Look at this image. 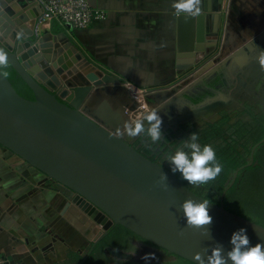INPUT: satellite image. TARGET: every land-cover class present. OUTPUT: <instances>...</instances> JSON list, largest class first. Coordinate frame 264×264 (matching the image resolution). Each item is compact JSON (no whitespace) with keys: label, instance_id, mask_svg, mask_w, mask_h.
I'll return each instance as SVG.
<instances>
[{"label":"water","instance_id":"obj_1","mask_svg":"<svg viewBox=\"0 0 264 264\" xmlns=\"http://www.w3.org/2000/svg\"><path fill=\"white\" fill-rule=\"evenodd\" d=\"M88 1L96 7L95 0ZM205 1L206 9H209V2L217 7L224 1L225 20L218 51L206 66L200 64L203 57L199 60L198 54L193 55L203 50L196 42L200 28L195 33L194 46L186 47L188 53L183 57L189 64L183 69L193 63L200 64L196 74L232 53L245 62L246 50L264 39V0ZM34 2L36 0H0V31L9 35L4 38L0 34V50L6 53L8 64L33 97L18 94L0 73V145L73 192L72 202L103 230L99 239L115 225H120L194 264H198L194 254L200 253L206 260L216 243L223 245L225 253L230 250L231 235L240 228L246 229L252 245L264 244L263 225L223 205L226 191L239 171L253 164L254 150L264 142V137L252 146L249 160L234 170L218 202L196 194L170 169L123 139L120 130L128 122L126 103L114 110L106 102L96 109L85 102L93 88L114 90L119 87L128 98V90L120 80L94 71L65 76V72L73 68L74 60L65 52L57 54L50 44L43 42L34 30L41 19L38 16L32 25L34 31L17 32L15 21L30 22L29 17L34 13L22 9ZM178 18L179 21L183 19ZM11 25L15 27L13 30ZM78 78L81 84L75 86L73 82ZM104 83L114 87L103 86ZM167 93L155 90L148 99L162 98ZM171 94L182 99L185 95L182 91L175 93L173 88ZM162 173L167 180L162 178ZM189 197L210 202V234L204 228L187 225L180 205Z\"/></svg>","mask_w":264,"mask_h":264},{"label":"crops","instance_id":"obj_2","mask_svg":"<svg viewBox=\"0 0 264 264\" xmlns=\"http://www.w3.org/2000/svg\"><path fill=\"white\" fill-rule=\"evenodd\" d=\"M95 2L97 8L104 10V18L94 20L86 28L65 25L64 29L59 25L60 30L55 32L53 23L41 18L42 12L34 2L22 9L33 12L34 16L29 17L27 24L15 21L16 30L31 33L35 17H40L34 30L38 31L43 42L50 44L57 54L65 52L69 59L74 60L73 68L65 72V76L77 73L80 76L90 71L108 73L120 80L125 88V84L129 83L153 91L168 92L162 98L149 100L151 108L160 110L163 142L171 136L170 142L178 144L183 136L182 131L177 130L184 122L189 124L188 129L198 125L205 128L209 122L219 121L223 115L230 117V122L235 121L242 108H246L245 105H248V109L250 105L258 108L257 91L254 89L258 81L252 74L255 69L253 57L242 62L232 53L206 67L200 74H196L199 65L195 63L183 69L189 64L184 62L183 54L188 53L186 47H190V44L194 46L198 28L200 31L196 42L203 46V50L191 53L198 54L196 57L200 60L218 51L225 20L224 1L217 7L209 2V9H206L207 2L203 0L201 13L194 18L176 13L172 0ZM179 16L183 17L180 21ZM9 27L11 30L15 28L12 25ZM0 34L4 38L9 36L2 31ZM210 59H204V62L201 59L200 64ZM206 65L207 62L202 67ZM207 78L210 79L209 83L205 82ZM187 81L189 87L199 84L207 91L208 95L201 103L186 97L187 94L183 99L171 94L172 88H175V93L190 90L188 87H176V84ZM79 82L78 78L73 84L77 86L81 84ZM103 86L114 87L111 83H104ZM260 94L263 95L261 107L264 109V83ZM127 95L128 98L119 87L114 90L93 88L85 102L94 109L106 102L114 110L124 102L127 104L126 110L133 106L129 90ZM180 103L186 105L187 109H179ZM126 116L131 121L127 113ZM123 132L122 128L120 134L128 142L139 137L130 138ZM144 135L148 139V135ZM163 147L171 148L168 144ZM34 169L0 145V259L4 264H50L52 256L63 245H75L70 251H76L78 240H83L98 229L95 227L94 231L90 228L89 217L72 202L62 186L49 184L44 180V174L40 171L36 174ZM73 255L77 256V253Z\"/></svg>","mask_w":264,"mask_h":264},{"label":"rangeland","instance_id":"obj_3","mask_svg":"<svg viewBox=\"0 0 264 264\" xmlns=\"http://www.w3.org/2000/svg\"><path fill=\"white\" fill-rule=\"evenodd\" d=\"M255 47H256V44L253 46V48ZM261 47H263L261 49H264V44ZM215 49L217 50V48ZM258 50L260 49L258 48ZM246 52L247 53L245 54V57L246 59H248V57L251 56V53H249V51H246ZM215 53L216 52H214V54ZM204 59H206V57ZM262 67L264 68V66ZM263 68L262 70H259L260 68L253 70L255 75L260 74L259 76L261 75L263 76L262 80L264 79V69ZM260 83H261V79H258V82L254 87L255 91H257L256 95L258 96V101H257L258 108H254L252 105H250L252 108L249 106L250 109H248V105H245L246 108H242L240 118H237L235 121L231 120V122L229 121L230 123L228 122L229 119H227V122L225 121L221 123V128L223 130L222 135H219L216 138H211L208 141L203 140L204 144H209L214 148V150H216L217 148L224 147L227 141L231 139V136L229 135L232 132H236L241 135L244 134V137H240L239 139L240 141L235 145V148L233 150L229 149L228 152L224 153L222 161H220V163L222 164V170L224 171L226 175L224 179V183H223L224 186H227L229 182L231 181L233 172L236 166L248 161L249 152H250L251 147L254 145V143L257 142L259 138L261 139L264 137L262 130H260L259 128L260 126L259 124L261 123L264 124V109H262L261 107V105L263 104V101L261 102V97H263V95L260 94L262 84L260 85ZM181 84H183V86L186 85L184 83H181ZM181 84H178L176 87L180 88ZM184 88L185 86L183 87V89ZM252 103L254 104V102ZM178 106H179V109H187L186 105H183L182 103L178 104ZM254 109H256L257 111ZM254 112L258 114H255ZM250 113L252 114L251 116H250ZM188 125L189 124L187 122H184L181 125V129L179 128L177 130V131H182L181 135L183 136L182 140L178 142V144H174L176 142L173 143V141L170 142L171 136H169V138L164 140V142L161 144L163 146L165 144H168V146H171L170 149L160 146L159 149L165 152L166 156L169 157L170 155L174 154V152L182 146V141L186 139L189 136V134L192 132H196L198 134L199 143L202 145L201 139L204 137L205 129H207L208 125L205 128L203 127V129L199 125L193 127L192 129H188L189 127ZM145 136L146 135L142 133L141 135H139L138 138L133 140L131 143H133V145H138V142L141 140V138L144 139ZM149 138L151 142L152 141L151 137L148 136V139ZM178 138H180V135L178 136ZM158 144H159V141H158ZM260 147L264 148V142L262 145L259 146V148ZM256 151L258 152L256 153V155L254 154V164H252L256 168L252 170H248V171L244 170V168L241 169L242 171L240 170L241 172L237 175L233 184L226 191V194L223 198V205L227 210L234 212L238 215H241L247 219H250L264 226V155L261 152V150H256ZM34 172L37 174L39 170L34 169ZM176 174L181 175L179 172H176ZM43 178L44 180H47V177L45 175H43ZM48 182L50 181L48 180ZM223 189L224 187L223 188H211L208 185L202 187L203 192L206 193L210 199H213L214 203L219 201V198H220V195ZM65 191L68 193L66 189ZM92 236H93V232L90 233L89 236H87L86 238H83V240H78L79 243L77 244V248H79L81 255H84L88 251L90 242L94 239V238H91ZM134 236L138 237L137 235L133 234L126 228L120 225H116L110 231H108V233L104 236L103 239H106L108 241H113V242H117L118 240H121L122 242L127 241V243L129 244L126 247L127 250L131 251L132 253H135L137 256L143 257L145 252H141L138 247L139 242H142V241H135ZM74 247L75 245L68 246L67 248L66 246H62L60 248V251H58L55 256H52V261L50 262V264H59L62 262H66L67 260L65 259V253L67 252L68 249L71 250ZM58 253H61V254H58ZM79 258L80 256L68 262L74 263V261H77ZM160 260L162 261H159L158 263H155V264H194L179 256H170L168 258L166 256H163V258Z\"/></svg>","mask_w":264,"mask_h":264},{"label":"clouds","instance_id":"obj_4","mask_svg":"<svg viewBox=\"0 0 264 264\" xmlns=\"http://www.w3.org/2000/svg\"><path fill=\"white\" fill-rule=\"evenodd\" d=\"M203 0H172V7L176 13L188 17H196L201 13ZM258 61L264 66V49H260ZM7 55L0 50V68L7 66ZM7 73H5L6 75ZM160 110L153 107L150 111L135 120L123 125V134L135 138L142 133L151 137L153 142H158L163 136L162 117ZM173 173L179 172L189 184L199 186L216 179L222 171V164L217 160L214 148L209 144L201 145L199 136L192 132L182 141V146L167 158ZM162 178L167 180L165 174ZM209 201H197L191 197L185 199L180 208L186 217L187 225L204 228L208 233V225L212 222L209 214ZM210 234V233H209ZM232 247L225 253L222 244L216 243L211 247L206 260L200 253L194 254L198 264H264V244L252 245L246 234V229L234 231L230 238ZM154 258V254L145 253L142 257L146 262Z\"/></svg>","mask_w":264,"mask_h":264},{"label":"flooded vegetation","instance_id":"obj_5","mask_svg":"<svg viewBox=\"0 0 264 264\" xmlns=\"http://www.w3.org/2000/svg\"><path fill=\"white\" fill-rule=\"evenodd\" d=\"M255 44H256V47L255 48L252 47L251 49L246 50V51H249V53H251V58L253 57L252 62H254L253 64L255 66V69H257V68L259 69L260 68L259 70H262L263 67L260 65V63L258 61V56L260 54V50H258V48L259 49L263 48L261 46L264 44V39L257 41ZM215 55L216 54L209 55V57L211 58L210 59L211 61L213 60V58H214ZM209 57H207L206 59H208ZM208 61H206V62H208ZM205 63L203 65H205ZM199 66H200V64H199ZM190 71H192V70H190ZM253 75H254V78L257 79V81H258V79H261L260 85L264 83V79L262 80V77H263L262 75L261 76H259L260 74L255 75L254 72H253ZM208 80H210V79L207 78L205 80V82H208ZM187 83H189V82L188 81L185 82V84L187 85V86L185 85V88L188 87V88H190V90H188V89L185 90L184 93H185V95L187 94L186 97L193 98L195 100V102H197V103L202 102V100L208 95L207 94V91L203 90L199 86V84H194L191 87H189L190 84H187ZM214 85H216V84H214ZM183 87H180V88H183ZM207 87H209V86H207ZM173 89H175V88H173ZM31 97H32V94H31ZM148 102H150L149 99H148ZM237 112H240V111H237ZM240 116H241V112H240ZM240 116H239V118H240ZM221 119H222V117H220L219 120H221ZM261 127L264 129V124L263 123H261ZM162 139L163 138L161 137L160 140H162ZM261 139H259L258 141H260ZM149 140H150V138L149 139H145V138L143 139V138H141V140L138 142V145H133V143H131V142H129V143H131V145H133L134 147H136L140 152H142L144 155H146L147 157H149L151 160L157 161L158 163L162 164L166 168L170 169L171 166H170L169 162L167 161L168 156L165 155V152H163V151H161L159 149L160 146H159L158 142H153V141L148 142ZM160 140H159V142H161ZM227 142H231V139L229 141H227ZM238 142H236L234 144V146ZM257 142H255L254 144H256ZM262 144H263V142L260 145H262ZM259 146L254 150V153H253V164H254V154L256 153V150L259 149ZM249 155H250V152H249ZM248 160H249V158H248ZM48 180L50 181L48 183L49 184L51 183V185L52 184H55V185L58 184L57 182H55L52 179H50V178L47 177V181ZM225 187L226 186H224V188ZM64 189H66L68 191V193L67 192L66 193L72 199L73 196H74L73 192H71L67 188H64ZM89 220L91 222L90 223L91 224V227L90 228L92 230H94V231H95V227H97L98 229H96V231L93 232V236L91 238H94V239L90 242L88 251L84 255H81L79 248H77V250L76 251H73V252L68 249L67 252L65 253V259L67 261L66 262H62V263H59V264H83V263H85L87 261L90 262V260H92V259L94 261V258H96L97 260L93 264H151V263L155 264V263H158L159 261H162L160 259H162L163 256H166L167 258L170 257V256H176L174 254L168 253L164 249H162V248H160V247H158V246H156V245H154V244H152V243L144 240L143 238H141L139 236L138 237H135L134 236V238H135L134 240L135 241H142V242H139V244H138L139 250L141 252L154 254V258H152V260H148L146 262L145 260L142 259L141 256H137L135 253H132L131 251L127 250L126 247L129 245L127 243V241L126 242H122L121 240H118L117 242H113V241H108L106 239H103L104 237L101 238V239H99V237L102 234L103 230L101 229L100 226H98L97 224H95L91 219H89ZM131 245H133V244H131ZM63 246H66V248L68 247L67 245H63ZM74 252L77 253V256L76 255H73ZM78 256H80V258L77 261H74V263H69L68 262L70 260H73V259L77 258ZM155 259H156V261H155Z\"/></svg>","mask_w":264,"mask_h":264},{"label":"built area","instance_id":"obj_6","mask_svg":"<svg viewBox=\"0 0 264 264\" xmlns=\"http://www.w3.org/2000/svg\"><path fill=\"white\" fill-rule=\"evenodd\" d=\"M36 3L42 12V19L55 21L60 26L70 25L72 28L82 29L88 27L94 20L104 18L105 15L103 9L91 6L88 0H36ZM125 85L133 100L131 109L125 111L130 120H135L152 109L148 102V95L153 90L129 83ZM0 264H4L2 259H0Z\"/></svg>","mask_w":264,"mask_h":264},{"label":"trees","instance_id":"obj_7","mask_svg":"<svg viewBox=\"0 0 264 264\" xmlns=\"http://www.w3.org/2000/svg\"><path fill=\"white\" fill-rule=\"evenodd\" d=\"M52 23H53V26H54L53 27V31H55V32L56 31H59L60 28H61L59 26V24L57 22H55V21H53ZM62 27L65 29V25L62 26ZM0 73L3 76H5L11 82L12 86L15 88V90L17 91L18 94H20V95H22V96H24L26 98H32L31 97V93L29 92V90L27 89V87L25 86V84L23 83V81L17 76V74L14 72V70L11 68V66L8 63H7V66L6 67L0 68ZM5 73H7V74L5 75ZM227 119H229L228 116L227 115H223L222 116V120H219V121H216V122H213V123H208L207 129H205L204 137L201 139L202 145H204V141H206V140L208 141L211 138H216L219 135H222L223 134V130L221 128V123L222 122H225V121L227 122ZM259 125H260L259 128H260V130H262L263 135H264V129L261 127V124H259ZM259 132H261V131H259ZM229 136H231V142H227L224 145V147L217 148L215 150L216 155H217V160L219 162L222 161V158L224 156V153L228 152L229 149H232L233 150L235 148L234 144L239 141L240 137H244V134L241 135V134H238L236 132H232ZM258 150H261V152L264 155V148L260 147ZM257 152L258 151H256V153ZM256 153H255V155H256ZM243 164H245V162L237 165L236 168H238L239 166H241ZM255 168H256L255 166H253V165L251 166L250 165V166L244 167V170H247L248 171V170H252V169H255ZM241 171H239V173ZM176 175H177V177L179 179H181L186 184V186L189 189H191L196 194L202 196L203 198H205V199H207V200H209L211 202H213V199H210L208 197V195L203 192L202 187L208 185L211 188H223L224 187V184L223 183H224V179H225V176H226L225 173H224V171L222 170L221 173L216 177V179L208 182L207 184L195 186V185L189 184L186 180H184L182 178L181 175H178V174H176ZM96 260L97 259L94 258V261L92 259V260H90V262L87 261L88 263L85 262L83 264H93L94 262H96Z\"/></svg>","mask_w":264,"mask_h":264}]
</instances>
